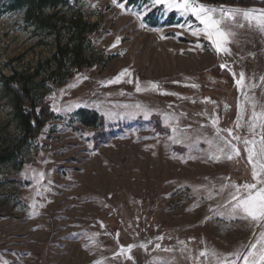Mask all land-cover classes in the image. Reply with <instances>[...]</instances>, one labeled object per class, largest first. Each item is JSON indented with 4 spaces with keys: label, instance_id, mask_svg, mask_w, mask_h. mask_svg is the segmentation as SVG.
<instances>
[{
    "label": "rangeland",
    "instance_id": "obj_1",
    "mask_svg": "<svg viewBox=\"0 0 264 264\" xmlns=\"http://www.w3.org/2000/svg\"><path fill=\"white\" fill-rule=\"evenodd\" d=\"M251 2L260 6L204 5L264 11V0ZM123 3L72 0L58 10L97 24L84 44L87 61L58 75L55 36L0 0V153L24 137L6 79L28 77L36 103H49L56 115L36 141L0 163V264H217L213 251L234 253L264 230L230 215L232 185L254 181L243 145L228 160L216 136L218 127L250 138L252 105L236 87L240 72L254 85L247 96L264 109V33L237 17L244 27L229 22L231 55L217 54L203 34H191L189 26L203 27L194 18L146 0ZM125 70L131 77L108 83ZM83 110L97 113L104 129L86 126Z\"/></svg>",
    "mask_w": 264,
    "mask_h": 264
},
{
    "label": "snow or ice",
    "instance_id": "obj_2",
    "mask_svg": "<svg viewBox=\"0 0 264 264\" xmlns=\"http://www.w3.org/2000/svg\"><path fill=\"white\" fill-rule=\"evenodd\" d=\"M150 2V8L161 7L164 12H176L180 16H190L198 21L196 28L189 26V30L193 36L199 37L203 34L212 44L217 54L231 55V49L228 46L231 43L230 37L234 35L233 32L229 30V22H235L239 27H244V24L237 20L240 17L243 21L251 27H254L258 31L264 33V11L256 12L254 10L241 11L232 10L228 8H215L207 7L203 3H199L198 0H146ZM113 3L120 8H124L123 0H113ZM149 9H145L147 12ZM138 19L143 20V13H135ZM143 27V23L141 24ZM183 28L184 25H178ZM117 44L119 43V38H117ZM116 45H113L115 47ZM199 47V45H197ZM221 68H227L226 64L220 65ZM234 79L237 73H232ZM127 76L131 77V72L125 70L115 80L109 81V84L120 83L122 79ZM127 83H133L131 79L126 81ZM236 87L241 91L242 96H244V101L251 103L250 118L247 122V128L250 138H241L239 135H233L232 129H219L216 128V136L220 139L222 147L219 148L221 155L232 160L240 156L239 144L243 145L244 151L247 154V162L251 165V176L254 182H245L240 185L233 184L232 188L234 192L230 194L229 204L231 208L229 209L230 215H239L240 218L249 220L254 223V227L264 229V109L259 112L256 109L253 98L247 96L244 91L246 88L254 87V85L245 84V75L243 72L239 73V78L235 79ZM191 87H197V85H190ZM149 88L151 90H158L159 85L155 82H149ZM141 87L139 83L136 84V91L141 92ZM148 90V89H145ZM165 95L174 93H162ZM207 102H211L210 100ZM140 106L137 105V108ZM246 109L244 104L240 105V114L238 115L236 121V127H241V120L243 119ZM145 118L148 117V110L144 112ZM218 119V118H217ZM216 125V119H213V126ZM172 133L178 131L177 128L171 129ZM227 133L226 136H222L221 133ZM235 141L236 143H233ZM214 159H220V156L213 157ZM39 178L43 179V173L40 174ZM226 187V186H225ZM101 226L102 222H101ZM157 239L162 240L163 237H157ZM183 243V242H181ZM135 245H129L127 247V252L130 254L131 249ZM140 247L147 250V246L142 244ZM157 249L160 245L155 246ZM245 249H247L245 251ZM164 251H171V249H163ZM125 252L124 247H121L120 253L123 255ZM201 257L208 255L207 251H202L199 253ZM212 256H220L217 264H237V261H243V264H264V230L259 232L258 239L255 242H249L247 245L238 249L234 253L227 255L217 254L214 251L211 253ZM229 257H234V259H229ZM129 258L130 255H129Z\"/></svg>",
    "mask_w": 264,
    "mask_h": 264
},
{
    "label": "trees",
    "instance_id": "obj_3",
    "mask_svg": "<svg viewBox=\"0 0 264 264\" xmlns=\"http://www.w3.org/2000/svg\"><path fill=\"white\" fill-rule=\"evenodd\" d=\"M9 10L24 13L25 21L37 32L51 33L56 38V53L53 61L58 75H62L69 63L76 68L87 61L84 57V44L92 40L96 34L97 24L84 20L83 16L67 17L60 11L72 0H6ZM145 0H127L128 6H136ZM198 2L215 6L251 7L260 6L251 0H198ZM263 6V5H261ZM170 25L174 24L169 21ZM158 26V23H151ZM215 75L214 70L210 72ZM6 89L11 97L16 119L24 137L14 149L0 153V163L7 162L12 155L24 147L29 141H36L55 119V113L47 102L38 105L33 96L30 80L22 74H14L6 79ZM80 115L86 126L104 129L102 118L95 112L81 111Z\"/></svg>",
    "mask_w": 264,
    "mask_h": 264
}]
</instances>
